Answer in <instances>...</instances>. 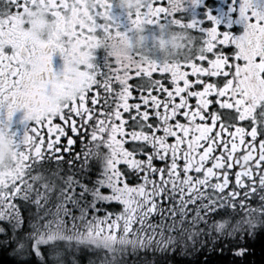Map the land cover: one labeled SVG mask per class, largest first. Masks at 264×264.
Masks as SVG:
<instances>
[{"label": "snow or ice", "instance_id": "obj_1", "mask_svg": "<svg viewBox=\"0 0 264 264\" xmlns=\"http://www.w3.org/2000/svg\"><path fill=\"white\" fill-rule=\"evenodd\" d=\"M221 3L0 0L11 264H246L264 233V0Z\"/></svg>", "mask_w": 264, "mask_h": 264}, {"label": "trees", "instance_id": "obj_2", "mask_svg": "<svg viewBox=\"0 0 264 264\" xmlns=\"http://www.w3.org/2000/svg\"><path fill=\"white\" fill-rule=\"evenodd\" d=\"M249 242V255L246 264H264V233H258L256 237ZM251 245V246H250ZM6 254L0 253V264H11V259L6 257ZM181 264H196L184 263Z\"/></svg>", "mask_w": 264, "mask_h": 264}, {"label": "flooded vegetation", "instance_id": "obj_3", "mask_svg": "<svg viewBox=\"0 0 264 264\" xmlns=\"http://www.w3.org/2000/svg\"><path fill=\"white\" fill-rule=\"evenodd\" d=\"M207 3L213 9H215L216 7L222 6L221 0H207ZM251 241L253 243L255 240H251ZM2 254H6V253H2ZM204 255H206V253L199 255L198 258H193V257H187V258H185V257H176V264H181V262H184V263H196L197 264V261H199V262H202L203 261ZM6 257L9 258V259H12L11 258V255L8 254V253H7ZM212 259L214 260L215 258L213 257Z\"/></svg>", "mask_w": 264, "mask_h": 264}]
</instances>
